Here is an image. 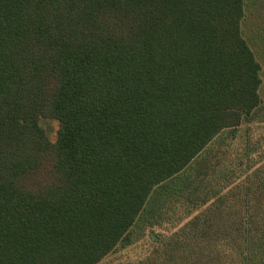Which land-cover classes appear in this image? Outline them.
Returning a JSON list of instances; mask_svg holds the SVG:
<instances>
[{"label":"trees","instance_id":"16d2710c","mask_svg":"<svg viewBox=\"0 0 264 264\" xmlns=\"http://www.w3.org/2000/svg\"><path fill=\"white\" fill-rule=\"evenodd\" d=\"M244 16V0H0V264H99L158 188L192 208L223 197L204 193L208 161L193 165L261 104ZM222 207L193 217L199 248ZM261 207L235 247L223 235L196 255L176 234L169 264L233 248L235 264H264Z\"/></svg>","mask_w":264,"mask_h":264},{"label":"rangeland","instance_id":"374dc122","mask_svg":"<svg viewBox=\"0 0 264 264\" xmlns=\"http://www.w3.org/2000/svg\"><path fill=\"white\" fill-rule=\"evenodd\" d=\"M244 2L242 35L260 67L261 104L233 133L223 131L218 134L204 154L197 159L198 164L194 162L193 167H199L204 161H208L207 166L210 167L206 171V179L201 183L205 189L204 193L211 188L223 195V197L209 196L204 206L222 202L221 212L224 216L222 219L215 217L207 226L208 231L205 234L199 233L198 236H204V243L202 242L204 247L212 245L219 236L223 235L229 244L234 239L235 243L232 245L235 247L239 239L234 237V231L239 227L242 215L248 217L249 204L256 211L258 206H262L261 212L264 213V0H244ZM259 26H262L263 30H259ZM39 125L48 140L54 142L57 121L52 118H41ZM158 190V193L150 198L147 208L142 211L136 225L130 230V243L118 245L99 264H169L170 255L177 254V252L171 254L175 253L174 242L176 244L178 241L176 234H180V239H187L180 244L187 247V252L198 255L205 250L204 247L196 246L198 241L193 237V232L196 230H192L193 217L200 216L204 207L192 208L191 200L186 198V194L176 198L170 196V192L168 194L160 188ZM246 190L247 194H245ZM157 212L160 214L156 217ZM155 217L156 225L150 226L149 222H153ZM229 251L232 253L228 256L225 255L226 253L223 255V258L227 257L224 258L223 264L230 262L235 264L236 258L239 259L234 248ZM218 255L219 253L216 257H219ZM207 261L206 264L217 263L214 256Z\"/></svg>","mask_w":264,"mask_h":264}]
</instances>
